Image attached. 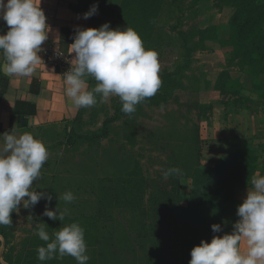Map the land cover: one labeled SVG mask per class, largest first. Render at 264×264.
Here are the masks:
<instances>
[{"label":"rangeland","instance_id":"1","mask_svg":"<svg viewBox=\"0 0 264 264\" xmlns=\"http://www.w3.org/2000/svg\"><path fill=\"white\" fill-rule=\"evenodd\" d=\"M124 1L77 0V5L80 12L85 13L96 4L98 11L91 17L100 20L108 17L113 29L118 27L134 29L131 22L128 23L125 18L127 13L122 9ZM175 2L176 4L172 3V0L162 1L154 20L156 32L152 36L153 39L149 43L143 42L146 50L151 49L158 54L159 78L161 79L166 72L174 73L176 82L172 97L161 107L142 106L141 110L136 108V111L129 115L132 123L137 124L133 132L130 130L135 134L133 140L135 146L132 148L136 161L135 177H138L136 179L144 177L148 183L144 204H148L147 198L155 181L163 177L161 185L168 184L164 172L177 160L182 162L187 145L185 139L191 137L193 129L199 128L200 131V163L204 168H210L224 153V150L217 148L216 145L225 144L231 135L245 134L254 142L259 134L255 131V125L264 122V76L253 80L250 68L235 60L233 49L224 45L229 37V20L234 10L219 0ZM209 27L215 28L216 38L211 40L212 38H209L211 34L208 33L201 46L197 31ZM89 81L91 90L96 82L92 79ZM97 101L95 106L83 108L82 131L91 133L100 127L106 117L114 115L115 105L120 102L115 96L106 101L97 96ZM207 107L211 109L203 114L200 108ZM125 120L121 119L116 125H123ZM164 133L173 135L166 146L161 144L165 137L159 138V135ZM116 139L128 147L126 151L131 148L128 145L130 142L123 134H119ZM100 145L105 148L109 144L103 139ZM84 147L85 145H80L78 150H81V154L77 153L74 156L70 153V146L66 145V141L54 148H46L49 158L40 170V177L33 182L31 190L44 192L50 195L52 200L41 199L34 207L25 209L21 206L17 212L10 214L12 225L1 228L6 235L3 239V259L9 258L12 264H42L43 261L37 259L36 250L41 246L46 247L47 242L40 240L35 234L36 231L44 227L51 240L55 232L76 223L75 217L88 213V207L92 205L91 197L88 190L85 192L87 188L81 186V181L78 180L88 171L87 168H82L86 159L82 154ZM127 152L125 153L130 154ZM106 160L100 149L94 157V164L87 162L86 165L90 167L95 165L97 173L102 175L103 179L106 175ZM180 183L181 194L184 197L190 190V180L183 178ZM66 192H71L75 197L71 203L61 199ZM46 206L49 210L57 207L59 211L65 209L68 211L62 221H53L42 215ZM105 210L111 212L110 207H106ZM236 210L235 208L229 214L223 215L222 231L214 234L215 236L231 234L234 223L239 219ZM114 217L120 225L118 233L125 237L130 236L128 222L136 223L137 219L141 220L140 216L134 219L127 209H123L120 214L116 213ZM213 236L207 237L204 241L210 242ZM88 245L86 243V255L89 256ZM192 246L198 244L194 243ZM45 261L47 264H77L71 256L59 258L57 255Z\"/></svg>","mask_w":264,"mask_h":264},{"label":"trees","instance_id":"2","mask_svg":"<svg viewBox=\"0 0 264 264\" xmlns=\"http://www.w3.org/2000/svg\"><path fill=\"white\" fill-rule=\"evenodd\" d=\"M162 1L125 0L124 8L121 4L127 13V22H131L144 43L153 39L156 32L154 20ZM175 1L172 0V3L176 4ZM219 1L234 10L229 20V37L224 45L233 49L235 60L250 68L253 80L264 76V0ZM104 23H109L111 28L108 17L103 20L91 17L88 28L98 29ZM207 34L211 40H215L214 27L197 31L201 46ZM161 81L157 93L138 104V110L142 106L161 107L170 100L176 82L174 73H164ZM88 84L90 88L91 81ZM121 107V102L117 103L114 115L106 117L101 126L91 133L82 131L84 123L81 108L66 133V145L70 146L72 156L80 153V145H85L82 154L86 159L82 168L88 171L78 180L81 186L87 188L85 192L88 190L92 205L88 203V213L75 217V221L84 229V239L89 244L87 264H186L191 259L192 245H199L201 240L216 234L212 233L210 226L220 224L222 227L223 215L229 214L241 204L235 197V185L250 181L257 170L258 157L254 150L242 148L223 157L214 167L204 168L200 163V131L195 128L191 137L185 139L187 145L182 162L177 160L168 167L179 168L180 173L169 176L168 184L161 185L163 177L155 181L147 198L148 204H144L148 183L144 177L136 179V161L132 152L135 134L131 132L137 124L132 123L130 114L123 113ZM210 109L200 108L203 114ZM15 112H20L19 103H16ZM121 119H126L125 123L117 126ZM119 134H123L130 142L128 152L125 150L127 146L116 139ZM160 137H165L161 144L166 146L173 135L164 133ZM103 139L108 142V147L100 145ZM100 149L107 158L103 179L95 165H86L89 162L94 164V157ZM183 178L190 180V190L184 197L180 183ZM106 207H110L111 212H106ZM123 209H127L134 219L141 217L136 223L128 222V237L118 233L120 225L114 217L116 213H122ZM1 228L2 225L0 237L5 239V232ZM3 261L12 264L9 258ZM42 264H47V261Z\"/></svg>","mask_w":264,"mask_h":264},{"label":"clouds","instance_id":"3","mask_svg":"<svg viewBox=\"0 0 264 264\" xmlns=\"http://www.w3.org/2000/svg\"><path fill=\"white\" fill-rule=\"evenodd\" d=\"M97 11L98 5L94 4L82 18L86 20ZM0 20L8 27L6 34L0 35V53L4 58L0 73L8 77H30L34 66L42 62L38 53L50 31L40 0H0ZM72 39V66L63 76L65 94L71 99L73 110L95 106L97 96L102 101L115 96L121 102V111L132 114L138 104L153 97L161 87L158 54L145 49L134 29H112L109 23L98 29L76 27ZM89 79L96 82L91 90ZM0 136H3V143H0V225L11 226L10 214L17 212L19 207L27 209L41 199L52 200L44 192L31 190L49 153L43 142L30 133L6 132ZM180 171L169 168L164 178ZM251 186L237 206L239 219L231 234L214 235L210 242L201 240L191 249L188 264H264V176L257 172L251 179ZM61 199L71 203L75 197L66 192ZM67 211H59L57 207L49 210L46 206L42 215L49 220L62 221ZM210 227L212 233L222 231L220 224ZM35 234L47 242L46 247L37 248L38 260L71 256L77 264H87L84 229L78 223L64 226L51 240L44 227ZM241 241L246 243L244 252L240 249Z\"/></svg>","mask_w":264,"mask_h":264},{"label":"crops","instance_id":"4","mask_svg":"<svg viewBox=\"0 0 264 264\" xmlns=\"http://www.w3.org/2000/svg\"><path fill=\"white\" fill-rule=\"evenodd\" d=\"M40 8L50 27L48 39L41 45L42 51L38 53L42 62L34 66L30 77H8L0 73V135L6 132L17 135L27 132L49 148L66 140V133L71 129L78 111L72 109L71 99L65 94L64 76L56 68L43 63L44 53L53 47L73 58L70 45L75 29L88 28L90 18H82L83 13L78 10L77 0H40ZM7 30L5 22L0 20V35L6 34ZM3 60L0 53V63ZM16 103H19L20 111L17 113ZM255 126V131L259 133L257 140L253 142L245 134L231 135L225 144L216 145L224 153L210 166L214 167L223 157L245 148L254 150L258 157L254 175L259 172L264 176V122ZM0 143H3V136H0ZM251 179L246 184L235 185L234 192L238 202L241 203L246 196L247 188L251 189ZM3 241L0 237V264H6L3 261ZM240 249L242 252L246 251L244 241L240 242Z\"/></svg>","mask_w":264,"mask_h":264},{"label":"built area","instance_id":"5","mask_svg":"<svg viewBox=\"0 0 264 264\" xmlns=\"http://www.w3.org/2000/svg\"><path fill=\"white\" fill-rule=\"evenodd\" d=\"M72 56L53 47L46 50L43 57L45 65L56 68L62 75L71 68Z\"/></svg>","mask_w":264,"mask_h":264}]
</instances>
